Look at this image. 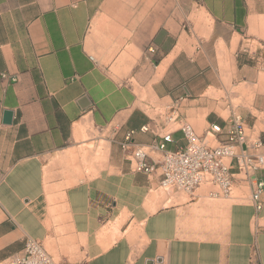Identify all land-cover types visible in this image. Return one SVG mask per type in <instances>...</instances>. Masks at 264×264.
I'll return each instance as SVG.
<instances>
[{
	"label": "crops",
	"instance_id": "crops-1",
	"mask_svg": "<svg viewBox=\"0 0 264 264\" xmlns=\"http://www.w3.org/2000/svg\"><path fill=\"white\" fill-rule=\"evenodd\" d=\"M1 73L0 261L35 239L55 264H264V192L260 210L250 196L264 170L237 195L162 191L119 144L155 141L145 124L223 125L211 89L264 137L261 1L0 0ZM107 143L104 169L80 157ZM183 145L176 129L166 150Z\"/></svg>",
	"mask_w": 264,
	"mask_h": 264
},
{
	"label": "built area",
	"instance_id": "built-area-1",
	"mask_svg": "<svg viewBox=\"0 0 264 264\" xmlns=\"http://www.w3.org/2000/svg\"><path fill=\"white\" fill-rule=\"evenodd\" d=\"M5 76V73L0 74L2 78ZM168 119L173 121L174 117L169 115ZM176 129L182 132L184 145L175 151H167L166 144L172 142ZM246 130L241 115L230 110L223 125L210 123L202 135L197 134L188 123L165 132L145 124L139 131H150L156 137L155 141L147 146L140 145L134 141L135 131L130 130L119 144L122 149L129 150L132 170L147 175L157 171L161 187L190 193L203 184L210 195H228L235 179H244L257 170H264V154H250L245 147L259 148L264 144V137L249 141ZM213 141L216 143L212 144ZM152 151L159 155L154 157ZM231 159L236 160L238 174L230 171ZM262 192L264 181H255L250 196L256 210L261 209ZM0 264L55 263L39 241L27 239L20 252L1 260Z\"/></svg>",
	"mask_w": 264,
	"mask_h": 264
},
{
	"label": "rangeland",
	"instance_id": "rangeland-1",
	"mask_svg": "<svg viewBox=\"0 0 264 264\" xmlns=\"http://www.w3.org/2000/svg\"><path fill=\"white\" fill-rule=\"evenodd\" d=\"M259 1H261V8L264 10V0H259ZM224 96H226V93L221 91V90L211 89L210 92H207V97H210L211 100L219 99V97H220L221 100L225 99L224 102L220 101L219 104H213L212 105V109L215 110L216 113L219 114L221 117H224V118L227 117L228 114H229V111L231 110V108H233L235 110V109H237V107L239 105H245V101H243V100L229 99L230 101L229 100L226 101L227 97L224 98ZM195 125H196V123H195ZM173 127H177V125H175ZM199 128H197L196 132L199 135H201L202 131ZM86 132H87V135L90 136L91 138H93L94 136L98 135L97 131L94 130L92 127L91 128L87 127ZM208 137H210V136H208ZM103 139H104V137H103ZM103 143H106V142L103 141ZM215 143H216L215 141L212 142V144H215ZM108 154H109V143H107V147H103V148L101 147L100 144L97 146V148H93V146H90L88 149H86V150H84V151H82L80 153V157L83 160L84 159L85 160H89L90 158H94V157H96V158L103 157V169H104L107 166ZM205 188H206V186L202 184L201 185V191H203ZM161 190L165 191V190H173V189H166V188L163 187V188H161ZM197 192H200V190L197 191ZM182 193H184V192H182ZM238 193H240V192H237V191L233 190L231 195H237Z\"/></svg>",
	"mask_w": 264,
	"mask_h": 264
},
{
	"label": "bare ground",
	"instance_id": "bare-ground-1",
	"mask_svg": "<svg viewBox=\"0 0 264 264\" xmlns=\"http://www.w3.org/2000/svg\"><path fill=\"white\" fill-rule=\"evenodd\" d=\"M90 125V124H89ZM91 128V127H90ZM92 131V130H91ZM100 151V150H99ZM89 154V153H88Z\"/></svg>",
	"mask_w": 264,
	"mask_h": 264
}]
</instances>
